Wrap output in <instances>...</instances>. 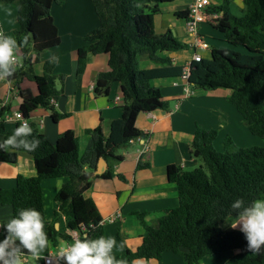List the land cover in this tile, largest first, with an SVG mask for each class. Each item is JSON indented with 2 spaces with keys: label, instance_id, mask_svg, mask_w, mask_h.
Returning <instances> with one entry per match:
<instances>
[{
  "label": "trees",
  "instance_id": "16d2710c",
  "mask_svg": "<svg viewBox=\"0 0 264 264\" xmlns=\"http://www.w3.org/2000/svg\"><path fill=\"white\" fill-rule=\"evenodd\" d=\"M175 0H91L100 19L97 28L84 36L86 44L78 49L77 73L82 74L87 65L86 53L107 54L109 69L98 74L94 89L108 95L115 83L122 88V116L111 123L110 133L104 134L101 125L88 129L91 135L83 155L79 151V139L73 130L62 132L56 143L51 142L39 127L30 123L40 144L34 152L37 175H18L12 188L0 187V205H11L13 216L18 209L35 208L45 220L50 250L62 241L72 243L87 236L96 239L106 237L103 217L95 201L85 193L96 178L111 179L114 172L108 168L95 174L99 160L118 159L117 151L126 147L132 139L144 133L137 126L141 113L165 108L168 102L160 88L151 81L160 77H180L183 66H164L142 69L139 57L149 55L153 60L168 61L159 57L160 50L176 51L188 45L180 41L170 30L157 34L155 16L162 4ZM18 3V28L15 38L29 37V44L22 48V67H17L9 80L27 78L38 84V94L28 88H19L25 114L39 107L51 108L50 99L60 98L56 89L55 60L43 63V74L34 70L43 52L61 43L59 29L52 15V6L63 0H0ZM244 14L238 16L230 7V0L208 9L209 13H222L218 27L224 32L228 48L213 47L211 57L194 61L189 77L192 86L204 89L225 88L227 99L245 119V124L255 136L264 141V0H243ZM189 11L179 16L187 18ZM10 106L0 110V141L12 132L6 129L5 116ZM62 116V115H61ZM59 116V117H61ZM55 118L58 115L54 116ZM19 126V125H18ZM219 128L197 126L191 153L203 160V165L193 170L181 166H168V178L179 190V204L167 209L155 224L148 220V212L134 211L145 233L141 245L127 248L128 264L136 259H162L165 252L181 254L186 264H199L206 257L224 256L230 252L227 264H264V250L259 253L248 248L244 233L225 230L222 223L230 216L238 215L231 205L237 199L246 203L264 197V146H239L231 135L218 150L215 141ZM0 151V162L17 163L19 152ZM26 152V151H24ZM69 177L55 195L54 219L45 215L42 181L46 178ZM72 233L55 227L61 217ZM123 244L126 243L122 240ZM49 251L44 255L49 254ZM35 264H45L44 258Z\"/></svg>",
  "mask_w": 264,
  "mask_h": 264
},
{
  "label": "crops",
  "instance_id": "0c3cea01",
  "mask_svg": "<svg viewBox=\"0 0 264 264\" xmlns=\"http://www.w3.org/2000/svg\"><path fill=\"white\" fill-rule=\"evenodd\" d=\"M68 1L70 0L54 4L51 9L59 29L60 45L43 52L40 62L34 66L35 73L41 76L44 61L49 59L56 61L54 74L57 77L56 89L60 91L57 105L51 108L39 107L29 115L25 114L19 88H28L35 95L39 92L38 84L27 78H21L19 85L18 80L0 79V99L4 106H10L11 113L24 112L29 122L36 124L53 143L57 142L62 132L73 130L79 139L80 154L83 155L91 138L87 130L101 125L104 134L108 136L112 121L122 116L123 96L120 83L113 84L108 95L98 94L94 89L98 74L109 69L107 54L86 53L85 71L82 74L77 73L78 49L86 44L84 36L99 26L100 19L91 0H71L73 3ZM210 1L211 4L206 11L207 19L200 27V35L209 44L208 48L195 49V36L186 31V18L178 15L179 12L188 10L192 0H175L160 6L161 11L154 19L155 31L160 34L170 30L188 47L176 51L160 50L159 57L169 59L168 61L153 60L149 55L143 54L139 57L140 68L184 66L193 60L196 50L204 57L210 58L213 47H230L224 32L218 27L217 19L222 13L208 11L210 7L221 5L224 0ZM242 1L230 0V7L234 14L240 16L244 14ZM17 12V2H0V28L5 35L15 37V31L18 28ZM151 84L160 88L168 105L153 112L156 115L155 120L147 117L146 112L141 113L137 119V126L144 133L142 137L148 142L150 148L142 152L144 149L142 139L118 149V159L107 162V169L111 168L115 174L114 177L96 178L91 188L85 193L87 197L95 201L103 217L106 237H112L117 241L113 254L117 262L123 261V264H128L125 256L127 248L136 250L141 245L145 233L139 218L133 212H148L149 222L155 224L167 209L179 204L178 186L169 180L168 166L176 164L188 170L187 167L198 164L199 158L191 153L198 125L204 128H219L215 141L218 150L223 149V141L227 135H231L236 144L242 143L240 145L243 146H247L243 142L245 140L247 143L254 142V138H249L251 131L245 124V119L227 99L229 90L225 88L209 90L191 84L188 86L181 77L174 76L155 78ZM187 86L191 92L185 96ZM55 115L58 117L55 118ZM5 125L9 132H13L19 122L11 117L5 120ZM18 175L27 177L37 175L34 157L24 151L19 152V159L15 164L0 162V187H14ZM67 181H69L67 176L46 178L42 181L45 215L48 221L54 219L55 195ZM117 212H121V216L115 221H110L109 218ZM12 216L11 205H0V219L7 220ZM237 216L228 217L222 223V227L225 230H240L239 226L231 227V219ZM55 227L72 235L74 233L66 227L64 216L55 222ZM2 234L4 237L7 234L3 227L0 235ZM59 244L68 245L69 243L62 241ZM53 249L56 250L55 247L51 250ZM234 252L238 251L218 257H224L227 260L228 256ZM29 261L28 256V261L24 264H28ZM216 262V257L210 259L206 257L199 264H215ZM133 264L186 263L181 254L165 252L162 259H136ZM218 264L222 262L219 261Z\"/></svg>",
  "mask_w": 264,
  "mask_h": 264
},
{
  "label": "clouds",
  "instance_id": "9594fccd",
  "mask_svg": "<svg viewBox=\"0 0 264 264\" xmlns=\"http://www.w3.org/2000/svg\"><path fill=\"white\" fill-rule=\"evenodd\" d=\"M29 37L24 36L18 43L11 35L0 33V79L14 76L22 48L28 46ZM40 141L33 136V128L22 122L11 135L0 141V151L11 152L24 150L34 152ZM238 213L231 219V227H240L252 252L264 250V197L246 203L243 199L235 200L232 205ZM47 221L35 208H21L7 220L0 219V226L6 230V236L0 240V264H24L26 256L35 261L44 258L50 250ZM117 241L112 237L100 236L90 239L87 236L74 240L71 244H57L55 256L64 264H123L117 262L113 249Z\"/></svg>",
  "mask_w": 264,
  "mask_h": 264
},
{
  "label": "built area",
  "instance_id": "2783aa9c",
  "mask_svg": "<svg viewBox=\"0 0 264 264\" xmlns=\"http://www.w3.org/2000/svg\"><path fill=\"white\" fill-rule=\"evenodd\" d=\"M211 4L210 0H192V2L189 5L188 11V17L186 18V23H185V27H186V31L195 36V42H194V46L195 49H200V48H208L209 44L205 41V39H203V37L200 35V27L201 24L203 22L206 21L207 19V8L208 6ZM0 33L4 34L3 29L0 28ZM203 55L198 52L197 50L195 51L193 60L191 62H187L184 66H183V72L182 75L180 76L181 79H183L184 81L187 82V85L189 86V77H190V73L192 70V64L194 61H200L202 59ZM23 63L21 60H19L17 67H22ZM188 86L185 88L186 94L185 96L190 94V89L188 88ZM58 103V100L56 98H51L50 99V104L51 106H56ZM4 107L3 102L0 99V110ZM178 107V105H177ZM145 115L147 117H149L151 120H155L156 119V115L153 112H146ZM14 117L18 122L19 125L22 122H27L28 124H30L29 119L27 118V116L24 114V112L22 111H15L13 113H7L5 116V119L7 118H11ZM143 139V145H144V149L142 152L148 150L150 148V145L148 144V142H146V140H144V137H139L137 139H132L130 141V143H134L135 141H139ZM121 216V212H117L114 215H112L109 220L110 221H115L117 220L119 217ZM2 232V226H0V234ZM73 237L74 238H78L79 237V233L78 232H74L73 233ZM71 244V243H69ZM68 244V245H69ZM56 250H50L49 254L44 255V263L45 264H64V261L57 259L55 256ZM28 261V256H26L24 258V263H27Z\"/></svg>",
  "mask_w": 264,
  "mask_h": 264
},
{
  "label": "rangeland",
  "instance_id": "374dc122",
  "mask_svg": "<svg viewBox=\"0 0 264 264\" xmlns=\"http://www.w3.org/2000/svg\"><path fill=\"white\" fill-rule=\"evenodd\" d=\"M82 1V0H81ZM68 2H72L73 3V1H68ZM238 16H240V15H238ZM42 55V54H41ZM249 138L250 139H253L254 138V142L253 143H247V141L245 140V141H243L245 144H247V146H253V145H262V146H264V141H263V139H261L259 136H254V134L252 135L250 132H249ZM255 139H258V140H255ZM258 141V142H257ZM243 143V144H244ZM240 144H242V143H237V145H239V146H243V145H240ZM201 165H203V160L201 159V158H199V160H198V164L196 165V166H194V167H187V169L188 170H193L194 168H196V167H198V166H201ZM149 220V219H148ZM152 224V223H151ZM5 237H4V235L2 234V235H0V240H3ZM207 258H213V257H207ZM216 259H217V264H218V262L220 261V263L222 262V264H227V260H225L224 259V257H216ZM215 263V264H216ZM28 264H35V260H33L31 257H30V261H29V263Z\"/></svg>",
  "mask_w": 264,
  "mask_h": 264
},
{
  "label": "water",
  "instance_id": "95a60500",
  "mask_svg": "<svg viewBox=\"0 0 264 264\" xmlns=\"http://www.w3.org/2000/svg\"><path fill=\"white\" fill-rule=\"evenodd\" d=\"M107 161L104 158H101L98 163V167L95 170V174H102L107 169Z\"/></svg>",
  "mask_w": 264,
  "mask_h": 264
}]
</instances>
